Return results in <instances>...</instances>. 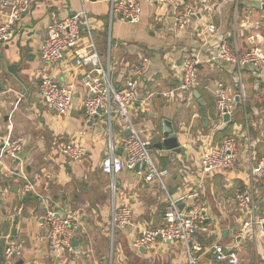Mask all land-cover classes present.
Instances as JSON below:
<instances>
[{
  "label": "crops",
  "instance_id": "obj_1",
  "mask_svg": "<svg viewBox=\"0 0 264 264\" xmlns=\"http://www.w3.org/2000/svg\"><path fill=\"white\" fill-rule=\"evenodd\" d=\"M197 5L198 14L183 31L172 25L171 9L159 0H139L141 20L129 24L110 14L108 0H31L28 11L16 25V34L0 51L8 63L15 61L19 48L30 49L31 61L23 60L20 68H0V135L20 137V159L27 175H38L34 192L52 198L61 212H71L77 220L72 237V251L53 253L48 245L47 228L40 222L42 214L34 192L24 193L23 182L12 176L16 163L7 156L0 159V264H185L187 244L180 241L157 242L151 249L132 247V240L144 226L162 224L169 198L181 200L183 208L202 204L206 218L196 235L200 245V264L218 263L212 252L214 245L232 247L240 264H264V238L259 226L242 231L248 217L239 210L235 193L247 183L248 141L255 147L256 159L264 158L262 120L264 95L259 101L253 91L261 84L245 69L242 82L248 90L246 104L224 122L216 111V84L222 83L240 101L235 65L211 61L208 51L214 44L206 24L216 25L228 43H236L240 51L261 45L264 50V9L254 1L241 0L237 6L240 18L235 21L234 0H185ZM90 15L92 35L103 60L108 61L114 84L122 86L127 71L141 56L149 59L140 79L137 100L130 114L135 127L150 141V149L158 166L167 170L163 185L146 182L135 172L122 170L116 175L114 197L109 177L101 170L107 152V125L85 122L82 101L86 93L80 82L83 70L74 67L72 55L66 54L53 66L39 63V49L51 13L66 17L82 6ZM234 11V12H233ZM4 22L0 13V24ZM207 41L205 48L202 43ZM204 48V49H203ZM201 50L198 83L195 87L206 106L207 124L203 123L202 106L192 89L178 90L179 63L185 51ZM263 49V50H262ZM264 52V51H263ZM58 82H74L76 94L65 116L56 115L40 98L38 84L42 76ZM260 89V90H259ZM264 94V93H263ZM242 106V105H241ZM239 107V106H238ZM163 121H169L180 151L159 145L163 141ZM228 128V129H227ZM227 129L228 136L238 139L239 161L234 170H212L202 174L198 167V151L206 141H214L217 131ZM115 154L119 155L120 129L112 126ZM226 136V137H228ZM224 137V138H226ZM77 138L84 155L73 162L60 155L64 142ZM222 138L221 140H223ZM256 166V163L254 162ZM256 214L263 215L264 168L255 176ZM197 193L193 198L187 195ZM182 197L183 200L181 199ZM130 204L133 226L109 229L112 205ZM178 206V205H177ZM15 246L7 257L5 248Z\"/></svg>",
  "mask_w": 264,
  "mask_h": 264
},
{
  "label": "built area",
  "instance_id": "obj_2",
  "mask_svg": "<svg viewBox=\"0 0 264 264\" xmlns=\"http://www.w3.org/2000/svg\"><path fill=\"white\" fill-rule=\"evenodd\" d=\"M92 0H81L82 4ZM171 9L172 25L176 30H185L198 14L196 4L185 0H159ZM235 1V12L241 0ZM254 1L260 8L264 6V0ZM31 0H0V13H3L4 22L0 24V45L9 44L15 37L16 25L22 20L28 11ZM110 14H117L119 19L137 24L141 20V5L139 0H108ZM82 8L66 17H59L51 13L45 26L44 35L40 43L39 63L53 66L63 60L66 54L72 55L75 68L83 70L80 82L86 93L82 101V109L85 122L93 125L103 120L107 125V152L101 162V170L109 177V187L114 197L116 188V175L122 170L135 171L137 163L140 168L135 173L146 182H155L163 185V177L167 170L160 168L150 149V141L139 131L130 114L131 105L137 100V89L143 74L147 69L148 57L141 56L127 71V77L122 86H116L112 80L108 61L103 60L97 45L95 44L90 26V15L87 9ZM211 37L214 50L208 51L211 61H223L235 65L236 81L239 88V99L244 105L246 91L242 82V74L245 69L250 70L261 84L264 93V52L258 48L250 51H240L234 42L228 43L226 38L218 33L214 23L209 22L205 27V34ZM203 47L207 41L202 43ZM203 48V49H204ZM201 50L185 51L181 55L178 65L180 84L178 90L190 91L195 89L198 83V66L200 64ZM40 98L48 109L56 115L65 116L71 109L76 94V86L73 82H58L51 76H42L38 84ZM216 111L219 119L225 115L229 120L233 117L236 108L234 95L218 82L215 89ZM100 109L98 113L97 110ZM118 125L120 129L119 144L121 155L115 154L112 126ZM262 135L264 141V118L262 120ZM129 130V135L123 132ZM248 143L247 164L250 173L247 176L246 185L235 193V201L240 211L248 219L242 224V231L259 226L264 238V209L263 215L256 214L257 202L255 198V176L264 168V158L257 160L255 147ZM238 139L231 134L218 144L206 141L198 151V167L204 175L212 170H234L239 161ZM22 149L20 137L0 135V159L7 156L11 160L18 159L16 170L11 175L23 182L24 193L34 192L38 175H27L25 164L20 159ZM60 155L73 162L83 159L84 150L77 138L64 142L59 147ZM256 163V166L254 165ZM39 201L42 214L40 222L47 228V240L50 250L55 254L72 251V237L74 222L77 220L71 212L56 209L52 204V198L45 194L34 192ZM197 193L189 194L186 198H193ZM184 197L181 199L183 200ZM177 200L169 198L163 214L162 224L155 227L144 226L132 240V247L151 249L157 242L180 241L187 244L185 264H200V245L197 231L202 227L206 218V208L202 204H191L189 207L179 209ZM133 226V210L130 204L112 205L109 216V229L112 234L124 227ZM15 246L5 248V255L9 257L16 252ZM212 252L218 263L240 264L239 258L232 247L214 245Z\"/></svg>",
  "mask_w": 264,
  "mask_h": 264
},
{
  "label": "water",
  "instance_id": "obj_3",
  "mask_svg": "<svg viewBox=\"0 0 264 264\" xmlns=\"http://www.w3.org/2000/svg\"><path fill=\"white\" fill-rule=\"evenodd\" d=\"M264 9V6L262 7ZM30 49L28 47H26V49L23 51L22 48H19L18 51L15 54L11 55V58L13 56H15V61L12 64H9L7 57L0 51V68L4 67L6 71H13V68H20L23 60L26 59L27 61H31L33 59V55L29 54ZM193 95L194 97L197 99L198 103L202 106V115H203V123L206 125L207 124V119H206V106H205V102L204 100L199 97V93L197 92V90L195 89L193 91ZM238 99V97H236V100ZM97 112H100V109L97 110ZM224 122L229 121V116L225 115L223 118ZM163 141L162 143L159 145V147L161 148V145H164L167 149H172L173 151L179 152L180 151V147L178 146V142H177V138L175 136V133L171 127V124L169 121H163ZM124 135H129V130H125L123 132ZM118 153L119 155L122 154L121 148L118 149ZM14 163H18V159L14 160ZM140 168V164L137 163L134 167L135 171H138ZM181 200L177 201V205L179 207V209H183L182 205H181ZM14 255V254H12Z\"/></svg>",
  "mask_w": 264,
  "mask_h": 264
},
{
  "label": "trees",
  "instance_id": "obj_4",
  "mask_svg": "<svg viewBox=\"0 0 264 264\" xmlns=\"http://www.w3.org/2000/svg\"><path fill=\"white\" fill-rule=\"evenodd\" d=\"M260 88H261V87H260ZM235 90L238 91V92H237V95H239V88L237 87ZM259 90H260V89H259ZM241 105H242V106H241ZM238 106H239V107H238ZM242 107L244 108L245 112L248 113L249 108H248L246 102H245V104L243 105L239 100L236 101V108H235V111H236V110H241ZM227 129H228V128H227ZM227 129L222 130V131H217L216 134H215V136H214V138H213L214 141H212V143H213V144H218V143L221 142V139H222V138L228 136V134H227V131H228V130H227Z\"/></svg>",
  "mask_w": 264,
  "mask_h": 264
},
{
  "label": "rangeland",
  "instance_id": "obj_5",
  "mask_svg": "<svg viewBox=\"0 0 264 264\" xmlns=\"http://www.w3.org/2000/svg\"><path fill=\"white\" fill-rule=\"evenodd\" d=\"M234 12V11H233ZM241 14H240V11L237 10V12L233 13V17L235 18V21H238V19L240 18ZM263 48H264V42H263ZM249 48H245L247 50H253L255 49L254 48V45H251V46H248ZM257 48L261 47V45H257L256 46ZM262 48V47H261ZM263 50V49H262ZM244 51V50H243ZM264 51V50H263ZM245 91H246V98H247V92L248 90L245 88ZM253 95H254V99H256L257 101H259L260 98H263V92L260 90V91H253Z\"/></svg>",
  "mask_w": 264,
  "mask_h": 264
}]
</instances>
